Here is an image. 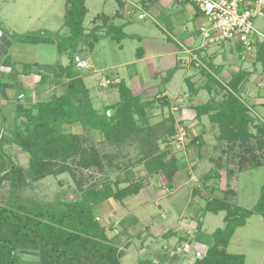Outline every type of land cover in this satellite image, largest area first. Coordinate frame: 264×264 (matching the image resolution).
I'll return each mask as SVG.
<instances>
[{
	"label": "trees",
	"instance_id": "obj_1",
	"mask_svg": "<svg viewBox=\"0 0 264 264\" xmlns=\"http://www.w3.org/2000/svg\"><path fill=\"white\" fill-rule=\"evenodd\" d=\"M64 13L69 34L57 32L51 37L57 53H67L68 64L62 68L58 64L35 65L40 84L50 78L47 72L58 78L67 77L62 92L17 113L12 131L7 132L2 128L0 132V264H15L19 259V249L36 251L39 264H122L124 250L107 237L105 228L100 226L94 213L95 208L108 199L122 201L139 193L143 181L134 179L132 175L123 180L115 176L114 179L104 177L83 186L70 163L76 162L84 169L95 166L102 170L99 158L103 155L93 146L85 147L86 137L68 130L69 126L78 124L84 132L99 131L105 144L111 146L129 139L138 140L142 153L140 160L144 161L148 175L161 173L170 181L173 171H176L175 158L166 159L165 151H158L157 146L159 138L176 135L173 115L151 123L146 112L155 103L169 107L168 97L158 94L142 99L119 81L113 83L118 91V99L103 106L102 110L95 108L76 69L75 58L83 59L79 50L84 47L91 49L99 35L97 30L84 31V0H66ZM113 36L119 40L123 34L121 37ZM256 52L264 64V49L258 45ZM174 70L171 69L168 74ZM204 73L207 81L203 85L195 86L191 81H185L190 95H196L200 89H205L209 95L203 103H188L195 112L194 118L200 121L202 116H206L218 128V140L226 142L231 150L237 144L240 150L237 154V171L260 166L261 159L256 150L264 148V121L252 114L239 95L243 71L235 73L225 82L217 80L206 69ZM113 84L110 82L107 86ZM109 109H115L110 116L107 114ZM21 116L28 123L27 130L17 124ZM194 140H198V137L193 138L192 142ZM9 145L29 154L26 167L17 164L6 152L5 148ZM65 172L76 181L73 193L78 195L75 194L72 199L60 196L54 201H44L32 195L25 196V191L33 189L34 184L42 178ZM206 180H212V175L206 174ZM123 181L126 184L121 185ZM199 197L203 199V205L196 227L200 229L205 213L217 214L220 211H224L223 225L211 233L205 251L188 264H245L243 254L228 253L226 247L235 230L243 226L252 214L262 215L264 223V184L251 208L227 201L224 199L226 195L206 194ZM179 258L174 252L159 259L146 257L136 264H164Z\"/></svg>",
	"mask_w": 264,
	"mask_h": 264
},
{
	"label": "rangeland",
	"instance_id": "obj_2",
	"mask_svg": "<svg viewBox=\"0 0 264 264\" xmlns=\"http://www.w3.org/2000/svg\"><path fill=\"white\" fill-rule=\"evenodd\" d=\"M41 1L15 0L11 3L7 0H0V34L14 40L23 39L32 34H43L50 37L51 34L57 32L64 35L69 34L64 15L66 0ZM103 6L104 10L108 8L106 4ZM88 8L89 13H91L94 9L99 8V2L97 1L96 8ZM89 19L90 14L83 20V25L87 26ZM23 46L17 43L15 47L18 49L25 48ZM27 49L31 50L25 56L33 57L37 61L44 58L45 62L53 60L54 64L58 65H66L69 61L67 53L58 55L57 50L54 51L56 48L54 49L49 44H44L39 48L28 47ZM79 54L83 58L90 59L88 63L94 66H92L93 69L87 68L88 66L76 67V69L84 77L83 82L90 96L99 95L98 82L101 81L103 84L104 79L112 75L110 70L98 67V63L104 62L100 58L104 55L98 52L91 54L89 49L85 47L79 50ZM46 74L48 76L51 72ZM195 83L200 84L199 81H195ZM175 84L179 83L173 82V89L176 88ZM58 88L57 93L59 94L63 88ZM186 88V83H183L182 91ZM204 97L208 99L209 95L206 96L202 90L198 93V97L188 99V101L190 104H198L203 102ZM141 98L143 99V95ZM178 98L181 100L171 102L172 105L170 106L176 107L174 109L160 106L157 103L146 109L151 123L158 122L170 114L173 115L176 128L179 125L186 128L187 137L181 144L176 142L175 136L172 138L161 137L157 140L158 151H165L166 159L174 157L176 160V171H173L170 181L164 174L148 175L146 173L144 161L140 160L142 153L139 149L138 140L129 139L117 146H111L105 144L103 135L99 131L84 132L78 124L67 126L68 130L86 137L85 147L93 146L99 150L100 155H103L99 158L102 170L95 166L84 169L79 167L76 162L70 163L75 170L76 178L81 180L83 186L100 181L104 177L114 179L115 176L123 180L132 175L134 179L143 181L139 193L128 196L118 203L113 201V206L111 204L108 207L103 206V214L97 216L99 221L105 222L107 237L111 238L118 248H130L129 256L122 257V264H136L138 260L149 255L159 259L161 256L171 255L174 252L179 255V260L164 264H188L192 262L196 256L205 251L210 243L211 233L216 228L222 227L224 216V211L217 214L207 212L202 217V224L198 229L196 221L203 205V199L199 196L206 194L212 196L226 195L224 199L227 201L244 208H251L256 203L261 186L264 184V148L262 150L255 149L257 155H260V166L237 171V154L240 151L237 144L231 150L226 142L218 140V128L204 117V128H202L192 118L194 112L191 111V106L187 105L185 101L188 96L184 97L183 93H179ZM46 99L48 98L45 97L44 100ZM101 103L100 100H95L93 105L102 110L104 104ZM183 108L187 109V114L190 116L187 115L186 124L177 121ZM195 137H198V140L192 142ZM5 149L17 164L27 166L29 158L27 152L17 149L13 145L6 146ZM208 173L212 175V180L204 181V176ZM215 173L217 175L214 176ZM75 182L74 178L66 172L54 176L50 175L42 178L41 182L34 184L32 191L28 188L29 191L26 190L25 193L28 195L27 197L32 195L33 198L38 197L45 201H54L60 196L70 200L75 197V194L78 195L76 192L73 193ZM124 184H126L125 181L121 185ZM69 188L73 191L68 192ZM5 189H8L7 186ZM38 190L42 194H37ZM33 191H36V195L32 194ZM126 244L128 246H125ZM226 251L243 254L245 264H264L262 215L252 214L243 226L238 227L230 238Z\"/></svg>",
	"mask_w": 264,
	"mask_h": 264
},
{
	"label": "crops",
	"instance_id": "obj_3",
	"mask_svg": "<svg viewBox=\"0 0 264 264\" xmlns=\"http://www.w3.org/2000/svg\"><path fill=\"white\" fill-rule=\"evenodd\" d=\"M7 1L12 3L15 0ZM97 1L99 8H96ZM84 3V19L90 14L89 24L83 25L84 31L87 33L97 30L99 35L89 51L91 54L98 52L104 55L100 57L104 62L99 61L98 67L111 71V77L106 79L122 81L134 95H143V99H148L153 94L166 95L170 105L175 100H181L178 94L183 93L184 97L188 96L187 100L185 99L188 105V99L198 97L202 90L207 96V92L200 89L196 95H190L188 88L182 91L181 86L185 81H191L195 86L203 85L204 81H207L204 69L219 81H229L235 73L243 71L244 79L239 87V95L252 114L264 121V64L259 60L257 52L246 53L240 44L231 41L205 43L202 32L212 31L209 30L210 25L206 17L193 3L180 0H84ZM105 4L108 6L106 10L102 7ZM88 7L96 9L89 13ZM256 24L260 22L256 21ZM113 35L121 38L118 40ZM16 40L0 34V132L2 128L7 132L12 131L17 113L38 101H45V97L49 99L53 94L59 95L58 87L63 88L68 79L50 74L47 82L40 84L35 65H53L55 62H45L44 58L37 61L33 57L25 56L31 50L27 49L28 47L39 48L49 44L55 49L52 37L32 34ZM17 43L25 48H16ZM54 51L56 52V49ZM191 53L197 55L201 66L191 59ZM83 59L87 63L90 61ZM66 65L59 64L61 68ZM92 66L94 65L88 63L87 68L93 69ZM173 68L174 72L168 74ZM82 79L84 81L83 76ZM175 81L179 84H175L176 88L173 89ZM98 87L99 95L90 96L93 104L95 100H100L105 106L118 99L115 84L105 87L99 81ZM204 98L203 102L207 97ZM174 108L169 106V109ZM191 111L194 112L192 109ZM32 114H35V110ZM187 115L189 116L187 109L183 108L177 121L186 124ZM194 116L195 112L192 118L196 120ZM203 117L207 118L202 116L200 121L196 120L202 128ZM17 124L23 130L28 129V123L22 116L17 119ZM71 191L73 190L68 192ZM32 194L36 195V191ZM37 194L42 192L38 190ZM113 201L116 200L108 199L99 204L94 213L97 216L102 215L103 206H113ZM99 224L106 229L105 222L99 221ZM105 233L107 235V232ZM123 250L124 257L129 256L130 248ZM17 253L19 259L15 264H39L36 251L19 249ZM148 257L153 258L152 255Z\"/></svg>",
	"mask_w": 264,
	"mask_h": 264
},
{
	"label": "built area",
	"instance_id": "obj_4",
	"mask_svg": "<svg viewBox=\"0 0 264 264\" xmlns=\"http://www.w3.org/2000/svg\"><path fill=\"white\" fill-rule=\"evenodd\" d=\"M193 3L209 23V32H202L205 43H219L231 41L240 44L246 53L256 52L260 45L264 49V0H180ZM260 20V24H256ZM190 57L201 65L197 55L191 53ZM76 67H87L88 63L79 57L75 58ZM110 81L104 79L102 86ZM187 137L186 128L179 125L175 140L183 143Z\"/></svg>",
	"mask_w": 264,
	"mask_h": 264
},
{
	"label": "water",
	"instance_id": "obj_5",
	"mask_svg": "<svg viewBox=\"0 0 264 264\" xmlns=\"http://www.w3.org/2000/svg\"><path fill=\"white\" fill-rule=\"evenodd\" d=\"M114 110L115 109H109L108 111H107V114L110 116V115H112L113 113H114Z\"/></svg>",
	"mask_w": 264,
	"mask_h": 264
}]
</instances>
